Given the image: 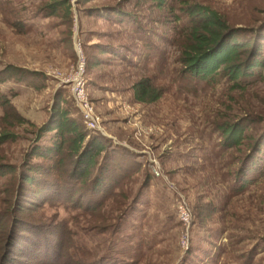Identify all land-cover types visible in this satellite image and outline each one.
Wrapping results in <instances>:
<instances>
[{
	"label": "rangeland",
	"instance_id": "1",
	"mask_svg": "<svg viewBox=\"0 0 264 264\" xmlns=\"http://www.w3.org/2000/svg\"><path fill=\"white\" fill-rule=\"evenodd\" d=\"M51 1L0 0V71L11 65L43 75L35 82L40 89L12 80L0 84V92L16 93L8 95L10 104L27 121L8 127L19 138L0 148L1 159L21 163L33 144L32 131L50 120L59 91L67 101L61 107H68L87 130L70 82L79 70L74 50L79 42L85 57L83 106L87 105L103 136L138 157L152 177L140 215L131 219L135 237L130 240L121 233L117 248L133 258L143 257L139 264H264V66L242 83V90L232 89L226 79L215 85L184 79L178 61L185 38L175 35L171 24L164 25L170 19L165 10L139 0H70L66 24L61 15L47 16L41 10ZM188 1L216 10L246 38L255 35L254 29L264 37V0ZM117 4L137 13L144 30L129 26L120 31L105 21L102 11L87 15L88 10ZM23 23L29 30L21 29ZM97 43L129 51L130 65L111 54L92 53L89 48ZM90 55L101 59V64L89 69ZM144 77L163 93L155 103L133 99L132 85ZM2 114L0 107V118ZM225 123L234 129L244 127L238 146L224 147L218 128ZM247 157H259L254 173ZM244 165L252 182L240 190L237 181ZM143 178L140 172L118 190L134 194ZM182 199L190 213L185 227L177 214ZM112 207H104L106 216L112 215ZM52 214L51 209L44 210L45 217ZM75 224H70L73 230L85 227ZM140 237L146 238V246L138 245ZM78 238L88 248L96 244L105 248V236L82 233Z\"/></svg>",
	"mask_w": 264,
	"mask_h": 264
},
{
	"label": "trees",
	"instance_id": "2",
	"mask_svg": "<svg viewBox=\"0 0 264 264\" xmlns=\"http://www.w3.org/2000/svg\"><path fill=\"white\" fill-rule=\"evenodd\" d=\"M89 1L77 0L78 3ZM139 1L165 10L170 19L164 25L171 24V31L185 38L178 61L182 78L208 85L226 79L232 89L242 90V83L264 66V37L256 33L257 29L252 30L254 36L246 38L241 29L231 28L216 10L188 0ZM41 10L47 16L61 15L63 22L70 23V0H52ZM100 11L105 21L119 27L120 31L129 26L140 32L144 30L139 15L121 4L91 9L87 15ZM21 29L29 30L24 23ZM89 50L111 54L124 65H130L129 51L123 53L117 47L100 43L91 45ZM101 61L96 55H90L87 67H97ZM37 79L43 80V75L23 72L11 65L0 71V84L12 80L40 89L41 85L35 83L39 82ZM9 94L0 92L3 110L0 148L19 138L8 127L27 123L10 104ZM162 94L149 78H141L132 85L133 99L137 103H155ZM61 95L59 91L48 123L32 131L33 144L22 156L21 163L8 164L0 157V264H139L143 257L133 258L119 250L116 244L123 240L121 236L130 240L135 237L136 227L131 219L134 214L140 215L139 206L145 190L151 185V174L127 148L113 145L111 139L100 133L87 131L81 119L74 117L68 107H61L67 103ZM243 128L234 129L226 123L218 128L225 138V148L240 144ZM45 137L46 142H42ZM250 159L255 166L254 173L259 168V157ZM245 165L239 171L240 190L252 182L247 179L249 167ZM140 172L144 178L134 194L118 190ZM105 206H114L112 215L106 216ZM45 209L52 210L50 218L44 216ZM103 222L108 223L103 225ZM73 223L85 227L73 230L70 226ZM82 233L105 236V248L97 244L86 247L78 238ZM146 244V238L140 237L138 245Z\"/></svg>",
	"mask_w": 264,
	"mask_h": 264
},
{
	"label": "built area",
	"instance_id": "3",
	"mask_svg": "<svg viewBox=\"0 0 264 264\" xmlns=\"http://www.w3.org/2000/svg\"><path fill=\"white\" fill-rule=\"evenodd\" d=\"M74 50L77 57V65L79 70L77 71L75 77H73L72 80H70L72 85V91H71L72 96L75 101L76 107L79 109V111L82 113L84 117V122H85V126L87 127V130L102 134L103 133L102 128L98 126L97 122L93 120L91 114L86 110L87 105L86 108L83 106L84 87L86 83V80L84 78L85 57L82 53L81 45L79 42H77V45L76 43L74 44ZM155 175L159 176L160 173L155 170ZM177 214H178L179 222L184 227L187 226L189 224L190 213L184 199L180 200L178 203Z\"/></svg>",
	"mask_w": 264,
	"mask_h": 264
}]
</instances>
